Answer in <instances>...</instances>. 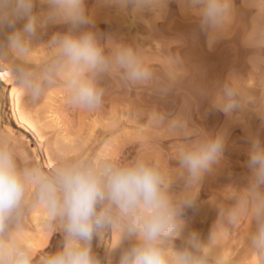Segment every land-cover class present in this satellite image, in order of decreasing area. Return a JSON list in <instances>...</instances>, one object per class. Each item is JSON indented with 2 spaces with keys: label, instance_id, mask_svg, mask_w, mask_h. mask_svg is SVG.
<instances>
[{
  "label": "clouds",
  "instance_id": "clouds-1",
  "mask_svg": "<svg viewBox=\"0 0 264 264\" xmlns=\"http://www.w3.org/2000/svg\"><path fill=\"white\" fill-rule=\"evenodd\" d=\"M176 2L182 12L198 18L209 48L233 19L232 0ZM37 3L46 7L36 11ZM167 3L97 0L98 7L115 8L118 14L130 12L133 17L151 11L159 18V10ZM247 7L258 16L246 45L264 49V0H252ZM94 16L87 0H0V78L9 77L33 103L62 84L68 103L87 111L101 107L106 93L103 84L111 77H118L128 88L155 82L153 91L162 96L179 91L175 77L155 80L139 44L102 34ZM20 22L22 27H17ZM54 25H66L67 31L53 32L47 41H41L38 33H47ZM41 43L49 55L34 64L30 57ZM251 59L264 62V55ZM170 62L182 63L178 57ZM211 105L230 119L249 105L256 110L255 102L246 101L231 80L222 84ZM146 116L150 126L182 140L174 174L159 161L143 156L123 163L108 155L58 158L50 168L35 162L19 164L13 144L0 139V264H104L93 253V239L100 240L114 229L119 238L113 249L129 242L122 248L118 264H230L214 241L221 227L235 226L244 216L251 222L249 250L264 264V143L250 137L248 182L236 188L228 208L220 207L207 242L191 232L177 247L174 240L185 224L183 211L195 204L203 175L222 160L227 134L225 129L210 133L190 127L183 107L175 114L152 109ZM176 181L184 182V190L178 194L170 191ZM35 206L45 210L47 230L60 226L62 239L55 252L36 256L31 245L19 237L25 216Z\"/></svg>",
  "mask_w": 264,
  "mask_h": 264
},
{
  "label": "rangeland",
  "instance_id": "rangeland-1",
  "mask_svg": "<svg viewBox=\"0 0 264 264\" xmlns=\"http://www.w3.org/2000/svg\"><path fill=\"white\" fill-rule=\"evenodd\" d=\"M251 2L232 0L233 19L209 48L198 18L182 12L176 0H168L166 7L159 10V18L151 11L141 17H133L130 12L118 14L115 8L98 7L97 0H87L89 12L95 14L97 30L139 44L155 80L175 77L180 83L179 91L162 96L153 91L155 82L128 88L118 77H111L103 84L106 93L101 107L87 112L68 103L62 84L33 103L9 77L0 78V139L13 144L19 164L35 162L50 168L58 158L108 155L123 163L143 156L159 161L164 170L174 174L182 140L150 126L146 113L156 109L175 114L183 107L190 127L210 133L225 129L227 134L223 158L198 182L195 204L184 209L185 224L180 237L174 240L180 247L191 232H196L207 242L220 207L228 208L236 188L248 182L250 137H258L264 143V62L251 59L264 55V49L246 45L258 16L247 7ZM42 7L46 6L37 3L35 10ZM22 23L17 27H22ZM66 31V25H54L38 35L41 41H47L53 32ZM48 55L49 49L41 43L30 59L39 64ZM172 57L182 63H171ZM226 80L232 81L246 101L255 102L256 110L249 105L230 119L213 108L211 101ZM183 190V181L174 182L170 189L176 194ZM44 216L42 206L30 208L19 234L36 256L57 251L62 239L60 226L47 230ZM250 230L249 216L242 217L235 226L221 227L214 241L216 250L229 257L230 264H260L247 245ZM118 238L119 231L114 229L102 234L100 240L93 239V253L104 264L109 260L118 264L122 248L129 245L125 241L113 249Z\"/></svg>",
  "mask_w": 264,
  "mask_h": 264
},
{
  "label": "bare ground",
  "instance_id": "bare-ground-1",
  "mask_svg": "<svg viewBox=\"0 0 264 264\" xmlns=\"http://www.w3.org/2000/svg\"><path fill=\"white\" fill-rule=\"evenodd\" d=\"M115 111V110H114ZM88 112V111H87ZM90 112V111H89ZM98 113V112H97ZM100 113V112H99ZM90 115V114H89ZM117 115V114H116ZM86 116H87V114H86ZM85 117V116H84ZM90 117H92V116H90ZM118 117V116H117ZM87 118V117H86ZM116 120H117V118H116Z\"/></svg>",
  "mask_w": 264,
  "mask_h": 264
}]
</instances>
